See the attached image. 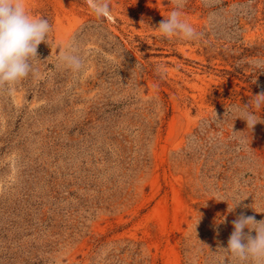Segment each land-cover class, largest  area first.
I'll return each mask as SVG.
<instances>
[{
  "label": "rangeland",
  "instance_id": "374dc122",
  "mask_svg": "<svg viewBox=\"0 0 264 264\" xmlns=\"http://www.w3.org/2000/svg\"><path fill=\"white\" fill-rule=\"evenodd\" d=\"M109 4L25 0L52 30L0 86V264H240L219 248L264 220V122L235 110L264 121V0H186L194 40L160 34L173 0Z\"/></svg>",
  "mask_w": 264,
  "mask_h": 264
},
{
  "label": "clouds",
  "instance_id": "9594fccd",
  "mask_svg": "<svg viewBox=\"0 0 264 264\" xmlns=\"http://www.w3.org/2000/svg\"><path fill=\"white\" fill-rule=\"evenodd\" d=\"M185 2L186 0H173L174 9L159 23L157 28L164 38L179 37L185 40L198 38L196 29L181 18L180 10ZM88 4L97 16L112 19L109 0H88ZM51 30L52 26L47 19L30 14L25 0H0V86L14 85L34 71L31 61L38 58V46L42 42L48 43ZM59 59L74 73H79L83 69L82 59L70 50L62 51ZM256 67L264 72V62L257 61ZM254 98L256 107L259 108L264 103V93ZM235 110L240 112L237 118L246 121L247 128L252 129L258 122H264L257 120L254 113ZM215 120L220 121L216 113ZM232 132L233 135L238 133L234 132L233 128ZM243 142L241 140V143ZM240 201L229 208V211H232ZM232 225L234 231L228 239L227 247L219 249L229 253L240 264L248 262L264 264V220L256 221L254 216L241 213L232 221ZM246 228L249 230L248 233L244 232ZM253 230L256 233L254 237L250 234Z\"/></svg>",
  "mask_w": 264,
  "mask_h": 264
}]
</instances>
